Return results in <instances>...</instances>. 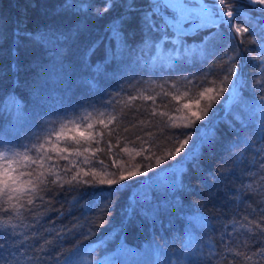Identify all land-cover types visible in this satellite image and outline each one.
<instances>
[{"label": "trees", "instance_id": "16d2710c", "mask_svg": "<svg viewBox=\"0 0 264 264\" xmlns=\"http://www.w3.org/2000/svg\"><path fill=\"white\" fill-rule=\"evenodd\" d=\"M63 2L0 0V137L21 145L50 130L53 122L79 119L96 108L108 106L113 114L123 108L121 142L112 149L113 159L115 153L123 159L113 165L103 152H96V156L104 159L110 170L123 167L127 171L141 162L150 167H141L139 172L146 174L124 182L128 186L118 191H114L116 186L93 189L64 184L42 193L50 203L37 199L35 212L25 213L23 223L12 219L13 224L20 225L16 231L28 237L19 251L37 258L29 264H66L70 254L78 264H110L112 260L117 264H179L186 256L185 264H215L214 259L209 261V246L215 244L217 251H223L222 237L223 243L242 237L243 230L234 233L238 225L233 221H243L245 216L259 220L260 207H264L258 195L241 191L249 182L256 187L264 184L257 152L264 149L257 107L261 93L252 86L257 71L248 59L256 53L243 51L255 45L241 44V37H234L224 25L194 35H180L171 27L150 30L142 23L149 0H135L132 12L124 6L125 0H115L117 6L103 17H97L92 9L66 11L61 7ZM88 2L99 6L105 0ZM237 23H251L250 32L256 38L264 30V17L254 11L245 10ZM157 24H161L159 19ZM114 26L121 29L119 40L112 37ZM217 31L219 36L206 44L204 36ZM225 54L235 55L240 62V78L246 86H239L240 95L229 103L233 84H226L229 91L211 100L207 115L197 120L194 128L167 129L168 134H192L179 153L168 155L172 145L159 135L155 143L144 144L147 151L139 155L120 151L125 146L123 137L131 140L149 131L158 132L152 126L132 128V123L146 117L143 111L136 113L135 107H125L124 101L148 87V94L142 92L156 95V104L170 101L169 107H182L188 97L172 100L171 96L157 95L162 91L158 86L175 92L171 85L176 84L183 93L189 81L200 85L205 77L218 80L226 67ZM192 91L198 88L192 87ZM214 95L202 99L200 108ZM132 105L154 106L152 100L140 98ZM193 110L199 111L195 105ZM187 112L182 109L173 114L178 124L184 123L182 117ZM150 118L160 120L159 116ZM118 124L119 120L108 127ZM125 125L128 132H123ZM108 139L105 132L104 140ZM97 147L104 144L92 145ZM86 156L92 159L90 152ZM149 156L150 160L145 158ZM157 157L161 158L159 164ZM84 168L87 170V165ZM71 174L61 173L65 179ZM101 191L110 201L104 204L102 216L99 209L93 210L96 202L104 203L97 195ZM36 214L40 215L39 222L31 218ZM0 216L8 218L3 213ZM21 239L15 237L17 243ZM16 250L8 240L0 248V256L10 259Z\"/></svg>", "mask_w": 264, "mask_h": 264}, {"label": "snow or ice", "instance_id": "6c2138e0", "mask_svg": "<svg viewBox=\"0 0 264 264\" xmlns=\"http://www.w3.org/2000/svg\"><path fill=\"white\" fill-rule=\"evenodd\" d=\"M259 5V7H256ZM117 5L115 0H105L103 5H93L88 0H64L61 7L66 11L86 12L89 9L94 11L97 17H103ZM124 6L129 12L135 10V0H125ZM247 6V9H245ZM256 12L264 17V0H214L213 3H208L207 0H149V11L144 13L142 23L150 30L160 29L164 30L169 27L174 28L180 35L196 34L199 31L210 29L219 30L222 25L231 30L234 34L241 37V44L255 45V48L249 50L244 49L245 53L253 51L255 55H249L248 59L255 63L257 76L253 81L254 89L260 91V103L258 109L261 116L260 134L262 143H264V30L256 38L255 34L250 32L251 23L241 25L237 23L243 17L244 11ZM157 19L161 24H157ZM252 16L248 17L251 21ZM123 23V18H121ZM191 24V29L186 30L185 25ZM112 31L113 39L119 40L121 36V29L119 26H114ZM219 36V32H209L204 36V42L214 40ZM223 68L224 74L218 80H208L207 77L196 85L189 81L185 86V91L180 93L176 84H172L171 88L176 90L170 92L164 89L163 85H159L161 92L157 95L168 97L172 100H178L179 96L188 97L187 101L181 106L173 105L169 107V102H161L156 104V95L146 96L143 92H139L136 96L130 97L124 101V106L131 108L135 107L136 113L143 111L145 119H140L138 123H132V128H148L149 126L158 129V132H147L144 136L136 135L134 139L129 140L128 137H123L124 147L120 149L121 152L129 153L131 155L135 152L139 155L141 152H146L144 144H153L157 136L171 144L167 149V154L179 153L189 140L192 139L190 132H180L168 134L167 129L183 127L194 128L197 120H202L207 115V109L211 108V100L225 91H229L225 87L226 84H237L239 86H246L243 79L240 78L242 70L239 67V61L236 56L224 55ZM192 87H197L198 91L193 92ZM210 93H215L210 97L209 103L204 108H200L201 100ZM240 93L237 91V96ZM137 98L143 100H152L154 106L147 105H132V101ZM111 103V102H110ZM193 105L199 111L193 110ZM163 108L164 110H160ZM182 109H187L186 115L182 119V125L177 123V116ZM202 113V114H201ZM125 115L123 108L119 114L113 112H98L95 119L100 124H104V129L95 130L92 121V114L88 113L79 119H68L66 121L53 122V127L43 133L34 135L27 143L21 145H13L10 141L4 140L0 137V213L8 218L5 219L0 216V248H3L8 240H11L13 245H16L17 250L10 253L11 258L5 259L0 256V264H29L34 257L25 256L22 251H19L20 246L27 243L28 237L23 232H17L16 229L20 226L12 223V219H19L21 223L27 217L25 213L32 214L35 212L36 201L50 203L45 200L46 193L51 191L53 186L63 187L64 184L69 186L87 185L93 189L100 188L107 185L109 188L116 186L114 191H118L127 187L124 182L132 180L140 173L141 167H150V165H143L141 162L134 168L129 167L126 171L123 167L117 170H110L109 164L105 163L104 159L96 156V152H103L105 157L112 161L114 165L116 160H122L123 157L119 153H115L116 159H113L112 149L119 147L121 142V128L124 124L122 117ZM159 116L160 120L153 121L150 117ZM119 120L115 128H109L108 124ZM129 128L125 125L123 132H128ZM105 132H107L108 140H104ZM75 133V134H71ZM145 136L147 139H145ZM180 137H183L181 139ZM115 140V144H113ZM139 141V150H137L136 143ZM104 144L103 148H92L93 144ZM131 143L133 148L129 149L128 144ZM91 153L92 159L84 155ZM260 153V162L258 168L261 172L260 180L264 181V149L258 148ZM155 155V153H153ZM75 156L73 161L70 157ZM80 157H83L80 160ZM151 159V157H145ZM68 161L67 164H60L59 161ZM157 164L161 162V158L157 157ZM87 165V170L84 166ZM73 169H77L73 171ZM83 177H91V179H84ZM61 173H72L70 178L65 179ZM255 176V172L249 173ZM99 177V178H98ZM242 192L258 195L260 197L261 205H264V184L256 187L254 182L244 184L241 189ZM101 196L104 203L96 202L93 210L99 209L102 216L106 211L104 204L110 203L103 192L97 193ZM255 211V209H253ZM260 219H249L244 217L243 221H233L234 233H240L243 230L242 237L238 236L236 239H229L223 245V251H217L215 244L209 246V261L215 260V264H264V207H260ZM33 220L39 222L40 215H32ZM32 224L31 227H35ZM100 226H103L102 224ZM25 227H28L25 225ZM11 229V230H10ZM16 236L22 239L17 243ZM35 236V233H33ZM188 260L186 256L184 260L179 261V264H185ZM66 264H78L75 257L70 254L66 258ZM107 264V262H106ZM110 264H117V261L112 260ZM192 264H196L195 261Z\"/></svg>", "mask_w": 264, "mask_h": 264}, {"label": "rangeland", "instance_id": "374dc122", "mask_svg": "<svg viewBox=\"0 0 264 264\" xmlns=\"http://www.w3.org/2000/svg\"><path fill=\"white\" fill-rule=\"evenodd\" d=\"M210 2V4L211 3H213L214 2V0H211V1H209ZM246 7V6H245ZM256 7H259V5H257ZM247 9V8H246ZM185 29L186 30H190L191 29V24H186L185 25ZM231 31V30H230ZM232 32V31H231ZM233 33V32H232ZM233 36H235V37H237L238 35H236V34H234L233 33ZM238 87H239V85H238V83L237 84H233L232 85V88H231V90H230V92H229V103L235 98V96H236V94H237V90H238ZM144 91V93L146 92L147 94L150 92H147L149 89H148V87L147 88H145V87H142V88H140V91ZM141 91V92H142ZM127 94V93H126ZM183 105V104H182ZM101 111H104V112H113V109H110V107H101V108H96V109H93V110H91L90 112H87V113H83V115L82 116H84V115H86V114H88V113H91L92 114V121L91 122H93L94 123V126H95V130H101V129H104V124H100L98 121H96V119H95V117H96V115H97V113L98 112H101ZM81 116V117H82ZM105 124H108V121L107 120H105ZM110 124H108V126H109ZM71 134H75V133H71ZM88 153H85L84 155H87ZM70 159L71 160H73V161H75L76 160V157L75 156H72V157H70ZM81 159H83V157H80V160ZM61 161H65V160H61ZM68 162V161H67Z\"/></svg>", "mask_w": 264, "mask_h": 264}, {"label": "built area", "instance_id": "2783aa9c", "mask_svg": "<svg viewBox=\"0 0 264 264\" xmlns=\"http://www.w3.org/2000/svg\"><path fill=\"white\" fill-rule=\"evenodd\" d=\"M208 1H211V0H208Z\"/></svg>", "mask_w": 264, "mask_h": 264}]
</instances>
